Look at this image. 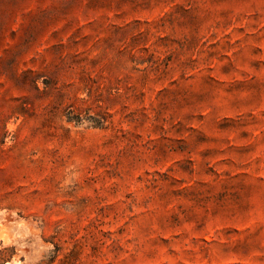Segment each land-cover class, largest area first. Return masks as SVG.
Listing matches in <instances>:
<instances>
[{"label":"rangeland","instance_id":"rangeland-1","mask_svg":"<svg viewBox=\"0 0 264 264\" xmlns=\"http://www.w3.org/2000/svg\"><path fill=\"white\" fill-rule=\"evenodd\" d=\"M0 264H264V0H0Z\"/></svg>","mask_w":264,"mask_h":264}]
</instances>
